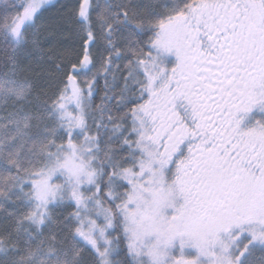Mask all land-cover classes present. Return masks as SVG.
<instances>
[{
	"label": "snow or ice",
	"instance_id": "obj_1",
	"mask_svg": "<svg viewBox=\"0 0 264 264\" xmlns=\"http://www.w3.org/2000/svg\"><path fill=\"white\" fill-rule=\"evenodd\" d=\"M0 264H264V0H0Z\"/></svg>",
	"mask_w": 264,
	"mask_h": 264
}]
</instances>
